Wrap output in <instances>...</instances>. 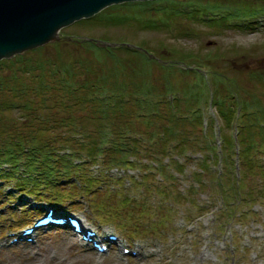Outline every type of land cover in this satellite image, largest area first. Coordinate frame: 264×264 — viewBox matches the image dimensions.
<instances>
[{"label": "rangeland", "instance_id": "obj_1", "mask_svg": "<svg viewBox=\"0 0 264 264\" xmlns=\"http://www.w3.org/2000/svg\"><path fill=\"white\" fill-rule=\"evenodd\" d=\"M155 1L157 0L143 2L145 5L149 3L151 5ZM176 1L187 2L188 5L200 3L208 11L200 14V22L182 17L165 25L156 18L158 23L156 28H143L134 20L115 25L74 22L61 28L59 38L56 40L39 46L38 49L35 48L37 49L35 52L31 51L35 49H29L20 54H24L27 59H30L29 57L38 59L52 58L62 51L64 59L68 55H74L76 59L87 58L89 53L83 46L79 43H67V37L90 35L107 37L115 42L126 39L133 42V48L138 52L150 58L167 60L164 61L165 66L168 61L177 64L178 70L169 77L172 82L180 83V87L188 80L191 84L199 82L198 72L196 74L191 71L193 67L198 66L197 71L208 73V79L216 72L221 73L226 79L225 89L222 83L220 84L223 90L221 95L228 96L229 103L233 104L237 112L240 113L243 106L254 105L250 102L253 103L255 100H248V103H245L240 97L249 99L252 92L264 96V88L256 78H264V0ZM136 2L139 1L129 3ZM157 6L159 5H155ZM215 6L220 7L208 9ZM191 7L192 5L189 9ZM195 7L197 5L193 8ZM184 8L187 9L188 6ZM216 19L227 25L215 26L212 20ZM141 41L150 46L152 54L138 47L137 43ZM187 52L201 56L200 65L199 62L187 57L185 54ZM119 54L122 58L130 60L128 52L122 50ZM17 55L3 59H13ZM3 59L0 62H5ZM137 59V63L143 64L142 58ZM10 65L0 64L2 73L7 72ZM187 68L190 71L186 74L180 71ZM166 72L164 67L157 69L159 74ZM80 76H84L82 72ZM251 78L253 81H250ZM232 79L239 80L238 83L240 85L243 83L245 88H240L238 91L240 96L236 95L235 98L233 93L235 91L227 93L226 90H233L229 83L233 82ZM209 84L210 87L200 88L207 94V99L202 106L205 115L203 126L200 127V132L199 128L198 132L196 131L201 143L206 144L207 148L205 151L187 149L180 154L172 150L170 152L172 154L160 157L162 168H165L168 177L158 171L159 165L153 166L150 158L140 154L141 157L134 159V165L128 169L108 170L109 166L102 164V161L89 163L84 170L96 180L91 190L86 191L83 187L74 189L72 185L74 194H69L67 193L70 188L69 181L73 178L68 179L67 190L63 189L61 196L67 199L63 202L52 201L46 197V193L30 195L20 189L15 190V186L12 185L14 182L11 180L0 181V264H264V191L260 189L264 184L257 172L252 177L248 174L246 186H242L243 191L248 190L250 186L253 192L263 196L257 200L250 199L235 209L231 206L227 210V200L223 198L222 192L228 189V185L220 177L225 166L222 140L225 134L231 138L229 155L233 158L232 171L235 174L233 183L238 184L241 175L237 129L243 124V119L241 118L238 124L232 121L227 125L213 98L210 81ZM56 96L55 94L51 97L47 102L48 107L43 112L48 113L51 110L53 113L57 103ZM58 96L60 100L61 92ZM62 102L66 103L64 100ZM235 112L233 116L237 114ZM21 117L16 111L8 113L4 119L19 120ZM188 129L191 130L192 127ZM211 145L213 148L208 149ZM255 152V155L264 161V145L257 147ZM174 164L182 165L183 171H175ZM203 165L208 168L201 170ZM116 173L123 174L124 178L121 181L115 180L114 177L118 175ZM145 173L148 174L146 179L143 178ZM170 174L175 177L172 178ZM69 175L71 177V174ZM225 179L227 180L226 177ZM77 182L80 183L78 180ZM162 187L167 189L165 193L160 191ZM120 191L122 195L126 193L131 199L130 217L118 216L115 212L109 214L107 210L103 214L92 203L95 197L100 203L103 200L107 201L108 207L113 202L111 198L116 197ZM10 192L14 197L8 194ZM235 198V194H231L229 204ZM42 203L54 205L62 213L70 212L71 217L79 216L86 225L99 228L101 233L106 234L105 238L110 235L119 238L120 244L106 246V251L99 252L94 242L105 244V241L96 238L87 245L81 243L79 236L73 233L74 229L70 223L65 227L55 225L44 227L37 230L35 236L29 237L28 242H19L16 235L22 234V228L32 224L36 215L42 216L48 210L46 208L40 210ZM8 236L10 238L7 241ZM135 246L149 252L150 255L138 254L139 257ZM55 252L60 255V259L66 257L67 261L50 259L49 255Z\"/></svg>", "mask_w": 264, "mask_h": 264}, {"label": "trees", "instance_id": "obj_2", "mask_svg": "<svg viewBox=\"0 0 264 264\" xmlns=\"http://www.w3.org/2000/svg\"><path fill=\"white\" fill-rule=\"evenodd\" d=\"M149 4L145 5L143 1L113 4L90 18H82L76 22L115 25L134 20L143 28H156L157 20L165 25L182 17L200 22V14L208 11L195 2L188 5L187 2L176 0H157L154 4ZM194 5L197 7L193 8ZM185 6L188 8H184ZM219 21L221 20H212L217 27L227 25ZM97 40L115 42L107 37L74 35L67 37V43L82 45L89 53L87 58L76 59L74 55H68L64 59L61 51L52 58L27 59L24 54H18L13 59H3L5 62H0L2 65L11 64L7 72L2 73L0 68V181L11 180L15 190L20 189L30 195L46 193V197L52 201L63 202L67 199L61 196L63 189L67 190L68 179L73 178L69 181V194H74L72 185L74 189L83 187L86 191L91 190L96 180L84 170L89 163L102 161V164L109 166L108 170L128 169L134 165V159L141 157L140 154L150 158L153 166L159 165L158 171L168 177L167 171L162 168L160 157L172 154V150L180 154L187 149L205 151L207 148L206 144L201 143L197 132L203 126L205 115L202 106L207 99V94L200 88L210 87V81L213 98L227 125L232 121L238 124L243 119V124L237 129L241 175L238 184L233 183V158L229 155L231 138L225 134L222 140L225 166L220 177L228 185V189L222 192L223 198L227 200V210L231 206L235 209L250 199L257 200L263 196L253 192L250 186L248 190L242 189V186H246L247 175L252 177L256 172L264 184V161L255 155L256 148L264 145L263 94L252 92L249 99L241 96L245 103L248 100L255 101L250 102L254 104L252 106H243L239 113L229 103L228 96L221 95L223 90L220 84L224 88L226 83L221 73L216 72L208 79V73H200L197 71L198 66L193 67L191 71L200 75L199 82L191 84L188 80L180 87V83L172 82L169 77L178 70L177 64L168 61L165 66L164 61L167 60L150 58L138 52L133 48V42L126 39L115 42L116 45H103L97 43ZM137 45L152 54L146 42L141 41ZM37 49L31 51L35 52ZM122 50L129 53L130 60L120 56L119 52ZM185 54L200 65L201 56L197 53ZM70 57L74 58L71 60ZM137 57L142 58L143 64L137 63ZM159 67L166 68L167 72L157 73ZM180 71L186 74L190 69ZM81 72L84 76H80ZM256 78L264 88V78ZM232 80L229 83L233 90H226L227 93L235 91V98L236 95L240 96L239 89L245 88L243 83H238L239 80ZM55 94L57 103L53 113L51 110L43 112L48 107L47 102ZM229 98L231 99L230 96ZM16 111L25 119H4L5 115ZM234 112L236 115L233 116ZM210 147L213 148V145L208 146V149ZM120 152L122 153L118 155ZM174 167L177 172H182L184 168L180 164H174ZM204 168L208 166L203 165L201 170H205ZM118 175L114 179L121 181L124 176ZM147 177L148 174L145 173L143 178ZM260 189L264 191V185ZM166 190L165 187L160 189L163 193ZM231 194H235L236 198L229 204ZM111 199L113 202L108 207L103 198L101 201L105 203L98 202L95 197L92 203L103 214L107 210L109 214L115 212V215L130 217L131 199L126 193L122 195L120 191Z\"/></svg>", "mask_w": 264, "mask_h": 264}, {"label": "water", "instance_id": "obj_3", "mask_svg": "<svg viewBox=\"0 0 264 264\" xmlns=\"http://www.w3.org/2000/svg\"><path fill=\"white\" fill-rule=\"evenodd\" d=\"M130 1L146 0H0V60L54 41L61 28Z\"/></svg>", "mask_w": 264, "mask_h": 264}, {"label": "bare ground", "instance_id": "obj_4", "mask_svg": "<svg viewBox=\"0 0 264 264\" xmlns=\"http://www.w3.org/2000/svg\"><path fill=\"white\" fill-rule=\"evenodd\" d=\"M12 192H10V193H8V194H10V195H14V194H11ZM11 198V197H10ZM12 199V198H11ZM55 209H57L58 210V208H56L55 206H53ZM59 211V210H58ZM59 212H61V211H59ZM49 224H51V223H48V225ZM84 226H85V228H88L87 230H85V231H89L90 233L89 234H86V232L84 233L85 235H84V237L86 236V239H84V237H81L80 238V242L81 243H83V244H85V245H87L88 244V241H89V239L90 240H93V239H95V238H101V239H103L104 241H105V244H107V245H109V246H113V245H119L120 244V242L121 241H119L118 239L119 238H117V241L116 242H112L109 238H105V236H106V234H104V233H101L100 232V230H99V228H95V227H93V226H89V225H86L85 224V222H84ZM16 227H18L19 228V226H16ZM8 229H11V228H8ZM35 229L37 230L38 229V226L37 227H35L34 228V230H33V232L31 233V234H24L23 233V231H22V234L20 233V234H17L16 235V237H17V240L19 241V242H28L27 240H28V238L30 237V236H32V234L34 233V231H35ZM84 231V229H82L81 230V232L79 233V236H80V234H82V232ZM33 237V236H32ZM9 236L7 237V241L9 240ZM136 247V254L138 255V254H143L144 256L145 255H150V253L149 252H146V251H144L143 249H141L140 247H138V246H135ZM40 255H41V253H39ZM139 257H140V255H138ZM49 257H50V259H52V260H60V261H62V262H64V261H67V258L66 257H63V258H61L60 259V255L57 253V252H55V253H53V254H51V255H49Z\"/></svg>", "mask_w": 264, "mask_h": 264}]
</instances>
